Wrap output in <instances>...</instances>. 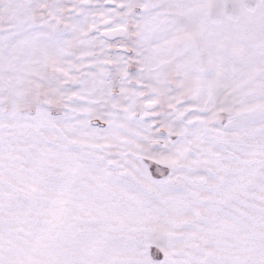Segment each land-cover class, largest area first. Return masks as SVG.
<instances>
[{
	"label": "snow or ice",
	"instance_id": "snow-or-ice-1",
	"mask_svg": "<svg viewBox=\"0 0 264 264\" xmlns=\"http://www.w3.org/2000/svg\"><path fill=\"white\" fill-rule=\"evenodd\" d=\"M0 264H264V0H0Z\"/></svg>",
	"mask_w": 264,
	"mask_h": 264
}]
</instances>
